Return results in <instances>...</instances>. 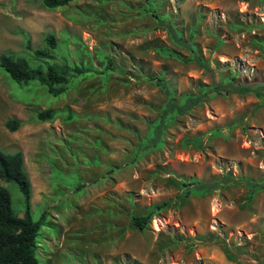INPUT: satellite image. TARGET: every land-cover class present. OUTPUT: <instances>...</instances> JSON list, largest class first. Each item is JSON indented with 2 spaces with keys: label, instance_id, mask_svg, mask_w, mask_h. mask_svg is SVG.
Masks as SVG:
<instances>
[{
  "label": "rangeland",
  "instance_id": "374dc122",
  "mask_svg": "<svg viewBox=\"0 0 264 264\" xmlns=\"http://www.w3.org/2000/svg\"><path fill=\"white\" fill-rule=\"evenodd\" d=\"M43 1L0 0V55L87 72L53 95L0 65V148L23 152L32 216L45 215L38 264H264V188L251 184L264 183V93H211L154 131L173 97L264 83V0ZM49 34L45 63L27 42ZM1 183L23 216L19 186Z\"/></svg>",
  "mask_w": 264,
  "mask_h": 264
},
{
  "label": "trees",
  "instance_id": "16d2710c",
  "mask_svg": "<svg viewBox=\"0 0 264 264\" xmlns=\"http://www.w3.org/2000/svg\"><path fill=\"white\" fill-rule=\"evenodd\" d=\"M71 0H44L43 2L49 8H56L67 5ZM57 47L56 38L54 35L47 36V47L34 49L32 42L29 39L27 48L30 50L35 58L46 60L55 59V54L51 51ZM198 60H201L198 57ZM0 65L10 74V76L18 82H29L31 80H38L47 86L48 92L53 95H60L67 90V84L70 82V73L83 74L87 72L82 67L60 66L59 63H46V66H32L26 58H14L9 54L0 55ZM157 79V77H156ZM163 82V78H158ZM157 79V80H158ZM164 87V86H163ZM167 87V85H166ZM219 92L222 94L234 93H264V83H247L234 84L231 82H216L215 85L209 87L208 91L198 96H187L181 103L171 98L168 107L163 111L161 120H159L155 128V137L159 138L162 135V126L168 114L172 112L180 115L185 114L195 105H197L203 98L211 93ZM56 111L52 108L40 110L38 118L40 120H50L55 117ZM22 122L17 118L8 119L5 126L10 131H16ZM225 178L221 182H224ZM1 181L15 182L19 186L24 196L25 213L23 216L17 215L13 210V202L10 191L3 186ZM197 181L188 182L194 184ZM219 183H212L209 188H215ZM254 187L264 188V183L251 182ZM81 185L79 186V188ZM201 188L206 189L208 185L203 183ZM31 181L25 169L24 155L22 151L12 153L5 152L0 148V264H38L37 257L38 249V234L42 227L45 215L39 220H35L31 213ZM160 207V206H159ZM153 212L146 214L135 215L133 217V225L144 230Z\"/></svg>",
  "mask_w": 264,
  "mask_h": 264
}]
</instances>
